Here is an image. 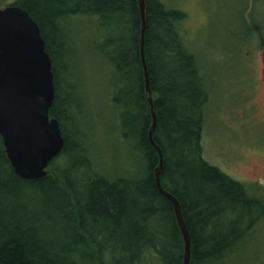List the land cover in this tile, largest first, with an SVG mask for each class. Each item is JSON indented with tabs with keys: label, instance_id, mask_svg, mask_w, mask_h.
I'll return each mask as SVG.
<instances>
[{
	"label": "trees",
	"instance_id": "16d2710c",
	"mask_svg": "<svg viewBox=\"0 0 264 264\" xmlns=\"http://www.w3.org/2000/svg\"><path fill=\"white\" fill-rule=\"evenodd\" d=\"M144 1V52L157 120L153 141L163 157L160 183L180 205L192 243L190 264H230L231 254L264 223V200L204 160L210 95L179 31L186 15L160 0ZM10 5L39 26L54 77L49 116L59 123L65 145L45 178L27 181L14 173L0 138V264H183L172 204L156 186L160 157L148 138L152 113L138 0H13ZM80 20L90 23L95 36L87 56L98 67L113 112L116 149L126 157L122 163L119 155L112 168L84 141L75 89L65 98L61 94L63 85L75 81L68 34ZM86 85L81 95L88 99L92 89Z\"/></svg>",
	"mask_w": 264,
	"mask_h": 264
},
{
	"label": "rangeland",
	"instance_id": "374dc122",
	"mask_svg": "<svg viewBox=\"0 0 264 264\" xmlns=\"http://www.w3.org/2000/svg\"><path fill=\"white\" fill-rule=\"evenodd\" d=\"M160 1L185 13L179 31L185 47L197 60L209 91L202 136L204 160L248 186L252 196L264 200V34L254 28L261 14L264 24V0ZM11 3L13 0H0V6ZM89 24L80 20L71 26L76 29L68 34L74 45L75 66L71 67L75 81L63 85L61 94L65 98L72 87L75 89L74 96H79L80 103L77 126L84 141L94 154L103 155L102 165L112 168L119 155L122 163L126 157L116 149L113 112L105 98L98 67L89 63L92 58L87 56L89 42L95 37L89 33ZM65 76L62 81H66ZM86 83L92 89L88 99L81 95ZM251 87L253 90L245 95L243 90ZM254 104L256 110L244 116L243 111ZM71 129L65 127L66 132ZM229 263L264 264V223L231 254Z\"/></svg>",
	"mask_w": 264,
	"mask_h": 264
},
{
	"label": "water",
	"instance_id": "95a60500",
	"mask_svg": "<svg viewBox=\"0 0 264 264\" xmlns=\"http://www.w3.org/2000/svg\"><path fill=\"white\" fill-rule=\"evenodd\" d=\"M138 6L142 22L140 55L145 94L152 113L148 138L160 157L155 173L156 186L172 204L183 239V264H190L192 243L180 205L160 183L163 157L153 141L157 120L144 52L145 1L138 0ZM54 100L52 62L39 26L19 7L10 5L0 8V138L11 168L23 180L45 178L50 164L64 149L59 123L49 116Z\"/></svg>",
	"mask_w": 264,
	"mask_h": 264
},
{
	"label": "flooded vegetation",
	"instance_id": "af4514ba",
	"mask_svg": "<svg viewBox=\"0 0 264 264\" xmlns=\"http://www.w3.org/2000/svg\"><path fill=\"white\" fill-rule=\"evenodd\" d=\"M263 27H264V24H263V19H262V14H261L260 18L257 19V25L254 26V28H255V31L257 30L256 32H259L260 34H264V32H262V31H264ZM263 49H264V46H263ZM261 61H262L263 66H264V53H262V55H261ZM261 74L264 76V67L261 69ZM252 90H253L252 87L249 88L248 90L246 88L245 90H243V93L245 92V95H246V91H247V94H250V91H252ZM263 93H264V91H263ZM256 107H257L256 104L251 105L249 107V110H247L246 112H245V110L243 111V113H244L243 115L247 116L248 113L256 110ZM250 115H251V113H250Z\"/></svg>",
	"mask_w": 264,
	"mask_h": 264
}]
</instances>
